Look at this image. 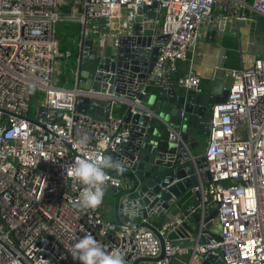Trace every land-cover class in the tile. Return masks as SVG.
I'll use <instances>...</instances> for the list:
<instances>
[{
    "label": "built area",
    "instance_id": "built-area-1",
    "mask_svg": "<svg viewBox=\"0 0 264 264\" xmlns=\"http://www.w3.org/2000/svg\"><path fill=\"white\" fill-rule=\"evenodd\" d=\"M68 1L0 0V264H81L68 249L89 234L109 253L121 252L126 264H172L175 255H187L185 264H203L208 254L220 258L219 264H264V52L230 69L226 99L213 103L209 114L202 153L210 179L204 181L197 169L192 188L200 193L202 212L217 209L219 238L172 243L166 234L174 221L180 223L176 215L157 226L162 245L145 225L105 221V199L94 209L77 206L84 185L67 176L75 161L112 156L130 136L123 114L103 121L76 114L78 96L90 94L79 85L80 53L87 38L96 46L131 32L136 10L155 3L163 8L160 32L168 35L154 65L162 76L195 48L205 18L224 0H71V7H62ZM251 7L264 17V0H251ZM228 12L235 17L237 7ZM100 16L107 17L106 32L99 28ZM62 21L79 26L70 87L55 77L59 59L69 54L57 35ZM176 82L201 90L192 70ZM33 89L43 92L44 114L39 106L35 116L28 113ZM49 108L61 114L50 120ZM85 134L89 142L81 147L77 141ZM107 171V184L124 187Z\"/></svg>",
    "mask_w": 264,
    "mask_h": 264
},
{
    "label": "water",
    "instance_id": "water-1",
    "mask_svg": "<svg viewBox=\"0 0 264 264\" xmlns=\"http://www.w3.org/2000/svg\"><path fill=\"white\" fill-rule=\"evenodd\" d=\"M163 8L152 5L138 8L133 17L132 31L119 35L103 45L84 40L80 53L79 85L90 90L79 95L76 114L103 121L123 114L130 129L129 139L112 157L123 164V172L109 170L122 179L124 187H113L115 221L122 226L145 225L160 238L157 226L178 215L180 223L173 222L167 238L175 244L187 245L195 241L219 238V224L213 228L217 209L202 212L200 193L192 187L197 182V169L204 181L210 179L203 153L193 154L200 136H208L209 114L213 103L226 99L231 77L226 78L220 93L204 92L180 86L168 68L155 74V60L159 46L168 37L160 32ZM210 26L223 30L226 17H220ZM106 16L99 17V28L108 31ZM109 45V49H107ZM134 109V111H132ZM45 106H39L44 114ZM50 120L61 110L49 108ZM189 203L181 208L185 197ZM151 221L135 222L134 217L155 216ZM131 224L127 225L126 222ZM200 232V233H199ZM163 255V249L158 258ZM215 255L201 259L211 264ZM140 259H137L134 264ZM217 258L214 264H219ZM141 264V263H139Z\"/></svg>",
    "mask_w": 264,
    "mask_h": 264
},
{
    "label": "crops",
    "instance_id": "crops-1",
    "mask_svg": "<svg viewBox=\"0 0 264 264\" xmlns=\"http://www.w3.org/2000/svg\"><path fill=\"white\" fill-rule=\"evenodd\" d=\"M232 7H237L235 17L230 16L231 13L228 12ZM223 15H227L223 30L210 26L211 18H213L212 23L216 24ZM106 41L111 42L109 39ZM262 52H264V17L252 9L251 0H246L243 5H236L233 0H224L213 5L211 14L203 22L195 48L188 52L185 59L177 61L173 75L176 81L179 76L192 70L200 77L202 91L220 93L226 78L229 77L230 69L248 64L254 55ZM198 149L199 147L196 146L191 152L200 154L201 151ZM113 189V186L107 184L104 195V199H111L112 210ZM187 197L179 201L180 209L189 203L190 198ZM107 206L108 204L106 210L109 209ZM158 219L155 215L151 221L156 222ZM105 221L113 222L115 219H105ZM135 222H140V218L134 217Z\"/></svg>",
    "mask_w": 264,
    "mask_h": 264
},
{
    "label": "clouds",
    "instance_id": "clouds-1",
    "mask_svg": "<svg viewBox=\"0 0 264 264\" xmlns=\"http://www.w3.org/2000/svg\"><path fill=\"white\" fill-rule=\"evenodd\" d=\"M88 142L89 137L85 134L77 141V144L86 147ZM107 170L122 173L123 164L110 155L104 156L103 159L85 158L75 161L72 171L67 172V176L73 183L84 185L79 194L78 207L94 209L102 204L107 182L110 179ZM68 251L72 258L80 261L81 264H126L121 252L109 253L104 245L90 234L79 238Z\"/></svg>",
    "mask_w": 264,
    "mask_h": 264
},
{
    "label": "rangeland",
    "instance_id": "rangeland-1",
    "mask_svg": "<svg viewBox=\"0 0 264 264\" xmlns=\"http://www.w3.org/2000/svg\"><path fill=\"white\" fill-rule=\"evenodd\" d=\"M71 1V0H70ZM79 2L82 0H78ZM70 6L67 7H71V3H68ZM59 26V24H58ZM57 29H59V27H57ZM58 35V34H57ZM70 37H67L65 46L67 48H69L72 52L71 56H62L59 61L58 64L55 67V77H56V83L58 85L61 86H65V87H70L73 85L74 83V74H73V68H74V54H75V50L77 49V41H76V35L75 33H71L69 34ZM107 49H109V45H107ZM43 98V92L41 91H37L35 89L32 90L31 92V100H30V109H29V115L30 116H35L36 111L38 109L39 104L41 103ZM239 133L242 134L243 133V129L240 128ZM207 141V136H200V141L199 144L197 145L199 147L198 150L201 151V153L204 150L205 144ZM111 198L113 197L112 195L110 196ZM105 206H104V210H103V217L104 220L105 219H114L113 217V210L112 208V201L111 199H105ZM107 202V203H106ZM108 204V210H106V205ZM218 225V220L215 218L214 221V225L213 228H217ZM187 260V255H175L172 258V264H185Z\"/></svg>",
    "mask_w": 264,
    "mask_h": 264
},
{
    "label": "trees",
    "instance_id": "trees-1",
    "mask_svg": "<svg viewBox=\"0 0 264 264\" xmlns=\"http://www.w3.org/2000/svg\"><path fill=\"white\" fill-rule=\"evenodd\" d=\"M59 29H57V34H58V38H59V42H60V48L62 50H69V54L67 56H71L72 52L69 48H67L65 46V43H66V40H67V37H70L69 34L71 33H75L77 34L76 37L78 36V24L77 23H74V22H60L59 23ZM77 51H78V48L75 50V54H74V60H75V64H74V67L76 65V56H77Z\"/></svg>",
    "mask_w": 264,
    "mask_h": 264
},
{
    "label": "bare ground",
    "instance_id": "bare-ground-1",
    "mask_svg": "<svg viewBox=\"0 0 264 264\" xmlns=\"http://www.w3.org/2000/svg\"><path fill=\"white\" fill-rule=\"evenodd\" d=\"M70 2V0L68 2H65L62 7H67V6H70L68 3Z\"/></svg>",
    "mask_w": 264,
    "mask_h": 264
}]
</instances>
